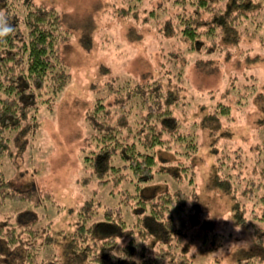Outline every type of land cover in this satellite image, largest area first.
I'll return each mask as SVG.
<instances>
[{"label":"trees","instance_id":"obj_1","mask_svg":"<svg viewBox=\"0 0 264 264\" xmlns=\"http://www.w3.org/2000/svg\"><path fill=\"white\" fill-rule=\"evenodd\" d=\"M123 3L119 15L134 18L135 39L153 34L160 40L158 58L139 77L114 75L107 84L109 95L92 101L89 119L100 136H93L96 148L84 156L89 171L80 181H127L135 186L139 192L126 193L123 200L133 216L125 220L121 206L103 207L87 199L76 207L69 229L58 231L51 230L43 213L34 212L37 206L54 205L53 194L34 184L15 183L7 170L23 174V156L39 127L37 110L42 105L50 109L71 80L60 55L70 31L53 5L33 0L0 3L5 13L0 30L14 29L0 38V264H193L190 240L176 225L173 211L184 214L194 227L213 226L195 191L194 163L208 139L214 157L210 188L228 196L234 221L250 227L254 235V246L239 249L237 261L264 264V143L230 164L233 149L246 145L232 134L233 105L220 98L224 92L200 93L184 77L193 63L219 77L228 75L231 84L239 80L234 78L236 70L244 78L242 84L254 85L246 69L264 62V0ZM223 66L233 73H222ZM239 92L237 86L229 94L235 99ZM258 99L262 104L263 96ZM241 101L239 97L236 107L246 105ZM261 112L264 127V104ZM170 153H175L173 160L166 159ZM156 175L171 178L176 188L159 187L152 182ZM10 258L19 262L10 263Z\"/></svg>","mask_w":264,"mask_h":264},{"label":"rangeland","instance_id":"obj_2","mask_svg":"<svg viewBox=\"0 0 264 264\" xmlns=\"http://www.w3.org/2000/svg\"><path fill=\"white\" fill-rule=\"evenodd\" d=\"M33 1L57 8L70 31L69 39L62 45L60 55L71 72V80L58 94L50 109L42 105L37 110L39 127L31 146L23 156V165L20 167L23 174L12 168L7 170V174L21 186L34 184L53 194L54 205L37 206L34 211L43 213L42 218L51 223L53 231L69 229V224L76 217V207L93 198L103 207L121 206L123 218L130 221L132 211L124 209L123 200L127 198L126 193H138V188L133 190L135 186H129L127 181L102 185L97 184L95 179L90 183L91 179H88L85 185L80 181H83L89 171L85 167L84 156L91 147L96 148L93 136H100L89 119V113L93 110L90 105L96 97L109 95L107 84L114 75L121 79L129 76L139 77L142 72L150 70L152 63L157 61L155 52L157 44L160 46V40L153 34L147 35L142 41L135 39L134 34L138 33L134 32L137 25H134V18H123L119 15V8L124 6L123 0ZM87 43L89 44L86 45ZM221 69L222 73H233V69L226 66ZM248 69L246 72L254 85L248 82L242 84L241 80L244 78L236 70L234 78L239 80L237 83L232 80V84L227 81L228 75L219 77L218 74L200 70L193 63L187 66L184 72L185 79L190 82L188 86L193 90L200 93L202 90L224 92L220 94V98L233 105V116L236 120L230 126L232 134L246 145L232 148L234 161L230 164H237L239 161H236V158L242 160L255 152L258 145L264 143V127L259 123L263 116L261 105L264 104V62H257ZM237 86L240 92L234 99L229 91ZM259 95L263 96L260 101L262 104L258 103ZM239 97L241 102L246 101L243 108L236 107ZM243 97L246 99L243 100ZM129 118L132 121L135 115L132 113ZM200 138L205 140V134ZM206 144L194 163L197 168L195 191L213 226L210 229L194 227L190 225L187 217L178 211H173L174 221L186 232L190 240V250L195 257L193 264H239L236 252L254 246L253 231L250 227L234 221L228 196L210 188L214 157L208 149L209 139ZM162 149L167 148L163 146ZM159 153H162L161 156L165 154L164 151ZM218 155L223 160L222 154ZM167 158L173 160L175 153L168 154ZM162 164L169 165V162L163 161ZM152 182H156L161 188L166 185L176 188L173 180L167 176L156 175ZM182 188L185 191L188 189L186 186ZM145 192H149L148 186ZM141 195H144L143 190ZM137 198L138 196H133V200ZM41 207L43 209H40ZM100 218L99 214L97 219ZM9 261L16 263L19 259L10 258Z\"/></svg>","mask_w":264,"mask_h":264},{"label":"clouds","instance_id":"obj_3","mask_svg":"<svg viewBox=\"0 0 264 264\" xmlns=\"http://www.w3.org/2000/svg\"><path fill=\"white\" fill-rule=\"evenodd\" d=\"M0 18H5V13L3 10H0ZM13 31H14V29L11 26L0 30V38H3L5 36L9 35Z\"/></svg>","mask_w":264,"mask_h":264}]
</instances>
